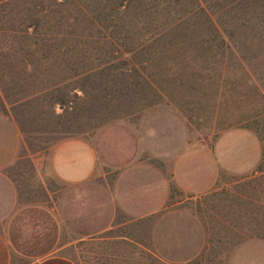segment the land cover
I'll return each instance as SVG.
<instances>
[{"label":"rangeland","instance_id":"rangeland-1","mask_svg":"<svg viewBox=\"0 0 264 264\" xmlns=\"http://www.w3.org/2000/svg\"><path fill=\"white\" fill-rule=\"evenodd\" d=\"M220 1L218 11H224L219 24L230 19L237 23L240 16L250 18L252 23L245 28L246 33L258 41L247 49L251 58L238 60L234 53L241 49L235 44L231 45L236 46L232 50L212 43L216 44L215 49L200 48L204 58L199 60H157L151 69L156 72L155 92L161 95L154 97L156 103H150L151 95L140 100L139 87H127L122 76L83 80L71 71L58 73L57 62L61 58H44L46 43L39 36L30 39L20 33L28 24L30 2L12 0L0 4V112L15 117L24 138L19 159L6 173L15 182L22 205L45 203L59 209L64 222L61 245H67L61 253L78 257L79 252L89 264L105 263L106 244L110 248L115 244L112 240L72 242L87 234L88 230L82 228L87 223L85 207L88 200L104 199L106 183L100 176L76 188L61 184L37 172L32 161L34 153L71 137L96 143L102 131L122 124L136 129L138 140L144 142L149 137L144 139L143 131L152 126L153 118L157 120L155 116L160 113L159 118L164 114L168 120L169 115L176 126L183 124L190 145L205 152L201 157L207 161L208 172L215 168L218 178L212 190L193 198H187L171 184L165 208L138 223L144 244L150 248L155 244L164 255L173 244L176 255H192L191 261L182 264H264V239L252 237L257 232L253 231L256 221L264 223V180L254 179L264 172V0H246L239 13L234 11L232 15L226 7L234 1ZM38 16L42 17L44 31L45 22L51 21L43 13ZM220 28L231 32L232 27ZM55 47L65 48L59 40ZM112 47L108 44L107 49ZM244 52L239 54L243 56ZM119 63L121 69L134 68L133 64L121 60ZM135 65L139 66L138 61ZM132 78L130 83L138 75ZM56 82L60 83L59 88L43 89ZM58 97L64 98L65 103L56 102ZM143 159L151 161L146 153ZM197 172L203 179L200 185H205L208 175L201 173L205 172L202 168ZM250 183L261 187L257 190ZM89 187L91 192L87 191ZM120 216L129 217L125 213ZM6 228L7 224H0L1 230ZM132 228L127 225L107 234H130ZM168 234L186 235L189 239L180 238L175 243L168 240ZM115 245L118 249L120 242ZM147 251L145 248L144 264L173 263L167 257L158 261ZM184 252L186 255H182Z\"/></svg>","mask_w":264,"mask_h":264},{"label":"crops","instance_id":"crops-1","mask_svg":"<svg viewBox=\"0 0 264 264\" xmlns=\"http://www.w3.org/2000/svg\"><path fill=\"white\" fill-rule=\"evenodd\" d=\"M159 115L143 131L144 139L149 137L144 142L138 140L136 129L122 124L102 131L96 143L71 137L31 155L39 174L72 188L103 177L105 197L88 200L87 223L82 224L87 234L72 242L86 239L120 242L118 249L115 244L110 248L106 244L105 263L99 264H144L145 248L158 261L167 257L173 262L169 264L193 259L186 252L182 254L186 256L176 255L173 244L166 255L155 244L153 249L146 246L144 236L137 230L143 218L165 208L171 184L187 198H193L212 190L218 178L215 168L208 172L207 161L201 157L205 152L190 145L183 124L176 126L164 114L161 121ZM23 145V133L15 117L0 112V224H7L6 230L0 229V264H89L79 252L78 257L61 253L67 245H61L64 222L59 209L45 203L22 205L16 184L6 172L19 159ZM144 153L151 161L143 159ZM199 168L208 175L205 185H200L203 179L198 176ZM91 190V187L87 189ZM121 213L129 217L123 218ZM127 225L133 226L130 234H107ZM180 238L189 239L186 235L168 234L169 241L176 243Z\"/></svg>","mask_w":264,"mask_h":264},{"label":"trees","instance_id":"trees-1","mask_svg":"<svg viewBox=\"0 0 264 264\" xmlns=\"http://www.w3.org/2000/svg\"><path fill=\"white\" fill-rule=\"evenodd\" d=\"M10 1L12 0H0V4H9ZM18 1L27 0H13V2ZM28 1L30 2L28 24L20 30V33H24L30 39L39 36V39L46 43V49L42 53L44 58H61L57 62L58 73L71 71L74 76L83 80L92 76H100L101 79L103 76L113 75L121 79L122 76L129 83L128 85L123 81L127 87L132 85L139 87L138 93L142 96L140 100L145 101L151 95L150 103H156L153 100L155 96L161 97L155 92L156 72L151 71L155 68L157 60L166 62L190 58L199 60L204 58L200 48L215 49L216 44L212 43H217L219 48L229 49L235 44L241 49L239 50L241 53L246 49L243 56L239 51L234 53L238 60L243 61L251 58L247 49L258 42L254 38H249L246 33L245 28H249L252 23L250 18L240 16L237 23L230 19L224 21L225 25L219 24L222 23L220 14L224 11V9L218 11V7L222 4L220 0ZM230 1H234L230 2L231 6L226 7L230 14L234 11L239 13L246 2V0ZM38 13H43V16L51 21L45 22L44 31H41L43 22ZM222 25L227 28L232 27L231 32L226 28L222 30L220 28ZM238 28L243 31H238ZM58 40L60 45L65 46L64 49L55 47ZM108 44H112L114 48L107 49ZM180 48L184 51L178 53ZM234 54L231 53V56ZM120 60L123 63L133 64L134 68L121 69L122 63L118 64ZM136 61L139 64L137 67ZM193 73L201 72L193 71ZM134 74L138 75V78L134 83H130L129 80L133 79ZM54 77L57 76L54 74ZM111 81L114 82L115 78ZM59 86L60 83L56 82L53 86L43 89L52 87L57 89ZM81 89L86 91L83 87ZM77 96L75 94V97ZM165 96L168 97V94L166 93ZM56 102L63 104L65 99L58 97ZM259 174L254 179L264 180V172ZM252 187L258 190L261 185H252ZM253 227V231L257 232L253 233L252 237L264 239V223L256 221Z\"/></svg>","mask_w":264,"mask_h":264}]
</instances>
